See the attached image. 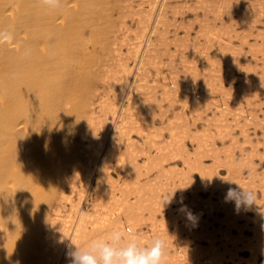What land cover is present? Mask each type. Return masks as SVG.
I'll return each mask as SVG.
<instances>
[{"label":"bare ground","instance_id":"1","mask_svg":"<svg viewBox=\"0 0 264 264\" xmlns=\"http://www.w3.org/2000/svg\"><path fill=\"white\" fill-rule=\"evenodd\" d=\"M233 1L195 0V10H208L198 25L202 43L185 25L184 38L192 37V49L185 51L174 41L178 13L190 0L177 8L168 0H59L57 6L0 0V264H70L75 245L123 247L134 240L144 248L155 238L165 241L166 252L173 249L174 264L199 259L170 243L181 226L170 229V220H157L161 190L176 182L180 198L188 191L194 200L196 170L225 195L224 203L229 188L249 186L235 174L239 163L264 178L242 156L234 163L233 144L224 141L233 127L249 141L245 127L264 126V114L239 106L240 93L259 80L256 63L233 54ZM237 5L238 16H247L246 43L264 2L257 11ZM224 11L229 22L219 23ZM220 57L242 69L237 88L224 87L225 79L230 85L238 80L232 67L220 77ZM174 63L183 67V79ZM175 103L179 111L169 116ZM224 168L225 177L219 171ZM167 213L165 218H176L171 209ZM146 223V230L137 228ZM114 232L122 234L118 243ZM249 248L253 257L262 254L264 264V233ZM214 251L212 258L201 250L202 264H218Z\"/></svg>","mask_w":264,"mask_h":264},{"label":"rangeland","instance_id":"2","mask_svg":"<svg viewBox=\"0 0 264 264\" xmlns=\"http://www.w3.org/2000/svg\"><path fill=\"white\" fill-rule=\"evenodd\" d=\"M168 1L177 2L175 4L176 8L177 6L185 3L184 0ZM239 1L242 4V7L246 6L250 8L251 6L253 10L257 11L259 9L258 5L261 2H264V0L233 1V7L235 5V9H233V16L235 19L234 21H236L237 24L234 22L236 25H234L233 27L231 26L230 30V34L234 36L231 38V47L234 49L233 54L237 56V59L240 54H243L245 55L244 57H246V59L252 64L256 63L255 73L259 80L258 83L255 84V87L245 88L243 92L240 93L241 98L239 106L240 108H245L246 111L249 110L255 112L258 117H262L264 114V88H261L260 84L264 83V75L262 74V68L264 67V15L258 16L257 13H254V16L252 18L253 23L251 25L252 28L248 29L247 31L248 33L250 32V36H247V42L244 43V40H242L245 39L242 35L244 33L242 24L244 23V20L247 16L245 14L242 16H238L240 14V8L238 7L239 5H237ZM195 5V0H190L188 6L185 9H181V13H178V15L181 16L180 20H178L181 22V25L176 22V25H179V28L176 30L177 34L174 42L176 43L177 47H183L185 51H191L192 48L190 47L192 46H190V44L192 42H189L192 40V37L188 39L184 38V28L188 26V30L191 32L192 36L194 35L193 38L195 39L196 33L199 32L198 25L201 24V19L203 18L202 14L208 11L202 8H198L195 10ZM166 10H168L169 12L170 8L167 7ZM262 11L264 12V10ZM220 14L221 18L219 19V23L220 20H224L225 22H227V13L224 11L220 12ZM170 15L172 16V14ZM249 19L250 17L248 18V21ZM127 22H129V18L127 19ZM209 24L211 25L212 21H210ZM169 29L170 32L168 33V35L172 36L174 26H169ZM197 34V36L200 37L198 38L200 43H202V34ZM200 43L199 46L202 47ZM241 43H243L244 45H242ZM122 47H124V45ZM200 53L201 51L199 50L198 55ZM219 53L221 54V52H219V50L217 49L216 54ZM238 53L240 54L238 55ZM214 54L215 52L210 53L209 58L213 57ZM255 57H257L256 61ZM201 62L203 66L206 67V69L210 67V62L206 58H201ZM237 65L238 64L234 59H229L228 62H224L220 57L218 61L220 77L222 76L221 74L226 75L224 74L225 71L228 70V68L232 67V72L235 78H237L238 80L237 83L233 82L232 85H230V80L225 79L223 81L225 88H230L233 86V84H236L235 86H233V88H237L239 80L243 79V71L241 68H237ZM174 67H176L177 75L183 79L185 74L183 71V67L180 65V63H177ZM153 73H155L154 70ZM164 104H166V102H162L163 106ZM179 106L178 103H175L173 107L167 109L166 113L170 116L174 112L179 111ZM157 107L158 104L156 108ZM158 119L159 116L156 118V121ZM202 122V119L199 120L198 125L201 126ZM245 128L250 139L249 141L244 139L243 134L240 133L237 127H233V129L229 132L230 135L228 137L227 135L226 137H224V141H226V144H229L230 142H232L233 144V152L235 154L233 161L234 163H237L238 158L242 156L243 158H245L247 165L254 166L259 176L262 175V177H264V126H254V124L251 123ZM222 140L223 139L221 138V136L215 137V141L218 142L219 145ZM220 155L222 157V153H220ZM176 161L177 164H181L180 159L177 158ZM204 162L205 164L210 163L208 157L204 158ZM238 169L239 172L235 174L241 177L243 181L247 180L249 182V186H246L245 189L252 191L256 196L255 203H253L251 206L241 205L238 208L235 201L231 199H227V202L222 203L221 200L225 195L223 193L219 194L213 188L212 182L210 180L204 181L202 178H200L201 175L197 176L196 170L192 173L193 178L191 180V182L196 183L195 189L192 188L195 191L194 200L189 197L190 192L188 191H185V196H182L180 198L179 192H177L176 188V185L178 186V183L176 182H172L171 184H169V186H166L163 190H161L162 192H160L165 195L161 199L170 196V193L172 192L171 189H173L174 194L172 196L170 208L162 205L160 208V212H155L157 220H170V229H174V224H177L176 226H181L183 228L181 234H178L180 237L171 238L170 243L174 244V246L179 247L180 249H184V247H186L187 250L197 253L199 255V259L193 260V264L203 263L201 260L203 257L201 256V250L203 251V253L210 256L213 255V251L215 250L214 253H218L219 255L218 264H250V262L255 258L258 262H254V264H260V261H262V254L258 251L255 254V257L251 256V252L249 251V244L250 241H257V236L261 233H264V228H256V222H258L259 225H264V178L258 179L256 176L257 174L254 175L251 172L250 167L241 165L240 163L238 165ZM221 170H219L220 174L225 177L227 169L224 168ZM110 173L113 174L111 170ZM128 196L129 198L133 199L132 194ZM173 198H175L176 200H182V204H180V201L173 202ZM227 203L228 206H225V204ZM170 209L172 210V213L174 216H176V218H165L169 214L167 212ZM226 209L228 210V212L226 211ZM188 212H191L194 215L195 220L188 219ZM67 213L68 212H65L64 214ZM144 215H146V212ZM178 215L180 216L177 217ZM161 216H163V218H160ZM203 225H206L205 231H203ZM139 226L141 228H139ZM137 228L146 230L147 223L139 224ZM237 235L239 236L237 237ZM231 236L233 238H231ZM235 237L236 240L234 239ZM172 253L173 249H168V251L166 252L165 264H174L172 261ZM179 256L180 259L182 256L181 254ZM212 258L214 257L212 256ZM186 262L187 261L185 260L184 263Z\"/></svg>","mask_w":264,"mask_h":264},{"label":"clouds","instance_id":"3","mask_svg":"<svg viewBox=\"0 0 264 264\" xmlns=\"http://www.w3.org/2000/svg\"><path fill=\"white\" fill-rule=\"evenodd\" d=\"M45 3L57 6L59 0H45ZM173 194L174 192L165 197L162 205L171 203ZM226 199L234 200L239 208L241 205L251 206L255 203L256 196L252 191L239 186L235 189L229 188ZM187 216L189 220H195L191 212ZM111 238L118 243L122 234L114 232ZM70 256V264H165L166 243L163 239L155 238L150 247L140 248L134 240H130L123 247H115L104 241H91L84 248L75 245Z\"/></svg>","mask_w":264,"mask_h":264}]
</instances>
